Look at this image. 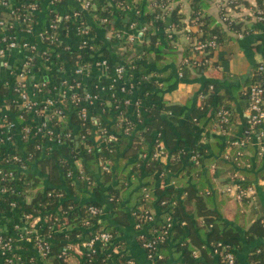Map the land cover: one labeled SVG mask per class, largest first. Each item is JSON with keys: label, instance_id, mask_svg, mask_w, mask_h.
Wrapping results in <instances>:
<instances>
[{"label": "trees", "instance_id": "16d2710c", "mask_svg": "<svg viewBox=\"0 0 264 264\" xmlns=\"http://www.w3.org/2000/svg\"><path fill=\"white\" fill-rule=\"evenodd\" d=\"M133 1L112 0L111 5H108L106 1L97 0L96 10L88 14L95 21L107 19L108 23L102 27L111 34H114L119 28L127 27L130 23L145 25L147 30L144 37L148 36L150 44H154L159 34L155 35L153 30L162 26V23L155 20L154 17L158 10L151 7H149L151 9L146 8L145 5L140 7L138 3H135V7L142 13V17H136L132 13H126L123 9ZM193 2L195 4H193L194 12L191 21L200 26L201 37L199 39L215 37L218 45L227 44L230 38L222 27L223 24L204 15L205 4L200 0H193ZM256 6L264 9V0H257ZM173 16L175 17L174 14ZM173 18L171 16L167 21L171 25L170 27H175L176 23ZM224 26L230 32L238 33L240 30L239 24L231 21ZM112 40L116 45H113L110 50L107 47L102 48L100 44L91 43L92 50L85 49L73 54L69 53L66 56L72 65H76V63H91L97 56L108 60L112 54L115 61L108 60L109 72L116 66H121L123 68L132 67L130 70H134L139 75L147 74L145 65L143 62L137 61L130 45L118 44L113 38ZM261 52L264 58V44L261 47ZM219 58L224 66L223 56L220 55ZM174 61L173 54L156 53L150 61V65L158 70L163 66L162 62L171 63ZM202 69L183 67L182 77L183 79L188 78V70L197 74ZM150 73L152 74L154 71ZM50 78L52 82L59 81L56 75L51 74ZM263 79L264 75L258 74L255 65L250 76L242 85L226 88L225 80L216 83L205 82L200 91L205 96L202 101V109L194 106L189 110L178 105H169L162 99V92L172 83V79L164 82L153 79L150 81L153 88L150 89V93L147 92L148 97L144 96L147 97L149 103L146 110L148 121L141 130L136 131V128L140 123H143L144 117L137 116L134 120H130L127 115L128 109L124 108L121 110L123 115L121 116L133 125L134 131L129 134L123 133V124L122 126L117 124L118 116L121 114L120 98H115V102L106 107L107 102L114 101L109 94L97 102V110H93L90 115V117L97 118L99 123L97 128L90 121L82 123L78 120V112L75 107L73 109L66 107L65 122H53L52 124L61 134L68 132L71 134L69 139L62 140V145L58 146L59 148L50 147L51 150L47 149L43 152V138L34 139L32 142L23 141L21 147L12 150V154H4V149L0 148V172L13 175L12 178L5 177L4 180H0V215L14 208L15 213L19 216H42L46 220L42 232L49 235L54 241L49 255L46 257L32 255L31 259L26 257L27 259L24 260L27 264H67L63 258H58L59 246L64 240V233L53 234L51 233L52 228L65 230L68 240L74 241L75 244L86 240L91 232L100 229L115 237L118 235L119 227L128 226L131 218L133 225L135 223L144 224L137 217H127V213L122 208L124 196L129 193L132 198V203L127 205L130 213L137 212L139 208L151 209L154 201L160 210L158 219L148 228V230L165 229L167 232L165 240L158 247L162 259L155 263L166 264L168 248L174 258V262L171 264H205L201 259L211 263L212 248L217 243H222L227 245L235 255L240 252L244 244H255L250 252L249 261L251 264H264V243L262 242L264 239L262 224L264 212L262 208L256 202L252 205H247L245 202L238 203L242 210V212H238V216L242 221H246L248 226L245 230L244 225L238 228L230 225L222 218L224 201H230V199L218 192L210 178V173L214 171L224 172V174L237 171L239 175L248 180V184L242 185L243 187L253 184L256 177L264 180V171L255 174L251 172L252 164L249 159L244 155L238 156L237 154L241 151L228 144L232 127L236 121L234 104L246 108L248 89L252 84ZM104 81L102 80V82ZM0 95L4 96L6 92L0 90ZM209 108H212L214 112L213 125L217 122L216 112L219 109L229 111V123L225 126L229 133L224 134L226 144L223 145L219 139L215 138L211 148L201 143L198 135V128L202 125V119ZM110 114L114 119L112 124L110 123ZM102 129L117 137V142L110 144L109 150L102 145H97V148H94L92 135L93 133L98 134ZM132 133H135L134 137L130 146L127 147L128 138ZM80 135L87 137L84 143L78 142ZM157 143L163 145L165 154L173 156V160L163 164L153 158ZM85 146L90 151H87ZM226 152H229V160L223 158ZM45 153L49 155H44ZM194 153L198 155V164H194L189 159L190 155ZM12 156L19 157L20 162H12V165H8L7 161ZM23 156L29 160L30 164L37 165L38 174H24L17 171L18 166L29 167L24 163ZM256 158L258 159V156ZM103 159L110 162L109 172L102 170L101 160ZM74 160L83 163L84 180L80 179L79 173L72 169L71 162ZM212 166L215 169H212ZM95 174L98 175L97 182L94 179ZM156 174L160 175L161 184L165 182L166 176L170 175L169 181L173 185L169 188H154ZM44 178L50 187L44 186ZM208 182H210L211 189L207 187ZM61 183L65 184L71 194H75L76 190L87 189L93 196L82 205H76L70 200L60 204V197L57 195H63L58 188ZM136 187L137 190L132 192ZM3 189L6 191L1 192ZM27 197H30V202L22 203ZM110 197L114 201L113 207H111V219L92 217L88 213L87 210L90 206L102 209V205L107 203L106 199ZM11 203L14 204L13 208L10 206ZM55 218L57 221H54ZM24 220L28 225L29 219L25 218ZM85 223L88 224L85 225ZM144 226L142 228L147 229L148 226ZM48 227L51 229L49 230ZM77 235H80L79 240L75 239ZM146 238L150 239L151 236H146ZM194 252H196V258L193 256ZM25 255L28 254L25 253ZM179 259L180 262H176ZM0 264H5L4 260H0ZM91 264L104 263H102V258H97L96 263ZM218 264L220 263L218 262ZM236 264L238 263L236 262Z\"/></svg>", "mask_w": 264, "mask_h": 264}, {"label": "built area", "instance_id": "2783aa9c", "mask_svg": "<svg viewBox=\"0 0 264 264\" xmlns=\"http://www.w3.org/2000/svg\"><path fill=\"white\" fill-rule=\"evenodd\" d=\"M96 1L97 0H75L78 9L63 16L64 20L73 22V32L76 34L77 39H79L76 50H72L68 44L60 40L58 35L60 21L58 15L53 10L58 0H48L50 6V13L47 16L48 21L38 32L35 31V15L40 10L39 3L41 0H0V60L2 62L5 61L11 53L15 51L22 52L18 67L11 75L10 83L5 85L9 91V95L7 97L8 102L0 115V135H2V138H0V148H4L2 144L5 137L7 140H10L12 132L17 130L21 135L22 141L32 142L34 139L43 138L44 144L42 147L46 145L50 150V147L62 145V140L69 139L71 134L69 132L61 134L52 124L53 122H65L64 115L67 112V106L71 109L75 107L78 112V120L82 123L90 121L97 128L99 125L97 118L90 117V115L93 110H97V102L101 101L102 98L109 94L114 101L108 103L113 104L115 98H120L119 107L121 114L118 116L117 124L119 126L123 124V133L129 134V132L134 131L133 125L122 117L123 115L121 112L122 109L132 106V114L134 113L135 116H128L130 120H134L135 117L139 116V112L135 110L139 105V100L131 97V86L127 79L136 75L137 80L143 81L147 80L150 76L139 75L134 70H130L132 67L123 68L121 66H116L109 72L108 60L102 58L97 62V58H93L91 63H76V65H72L71 79L59 77L58 82H41L40 80H35L36 77H39V71L41 70L37 64L38 58H40L43 63H46L45 66L50 75H54L53 71L60 69V63L57 62L59 61L58 59L61 53L67 55L85 49L92 50L90 40L91 33L81 13L95 11ZM108 1L112 3V0ZM172 6L173 0H150L149 2V7L158 10L154 17L155 20L160 22H163L166 13L170 12ZM123 9L126 13H132L136 17H142L141 11L131 6V4L126 5ZM251 17L257 23H264V9H260L257 6L254 7L251 10ZM98 21L101 25L108 23L107 19H98ZM220 21L225 24L230 22L226 13V8H223L220 13ZM195 25L197 28V36L194 39L193 37L189 38L190 55L182 59L177 71L178 77H182L183 67L190 69L212 67V54L220 47L215 37L212 39L200 40V26L198 24ZM146 30L147 26L145 25L130 23L127 27L119 28L114 34H111V37L118 44L132 45L137 35H143ZM238 34L240 33H237V35ZM36 41L43 42L46 46V50L41 52L38 51ZM114 45H116V43H114ZM93 69H101L107 80L104 82H102V80L93 82L90 87L87 88L84 85V79ZM216 69L221 68L217 66ZM256 71L258 74L264 75V58L256 65ZM263 91L264 79L252 84L248 89L246 100V111L248 113L247 126L240 138L236 140L233 139L229 142L230 146L236 147L241 151V153L237 154L238 156L242 155L243 150L249 142H254L256 136L257 156L259 158H264ZM119 95H122V97ZM197 99V106L202 109V101L205 99V96L199 93ZM9 114L13 119L8 118ZM216 117L217 122L215 124V130L219 135L224 136V134H228L229 132L226 131L225 126L229 123V111L219 109L216 112ZM86 139L87 137L84 135L78 136L79 143H84ZM91 139L94 148H97V145H102L105 146L107 150H109L110 144L117 142V137L114 134L107 133L105 129H102L98 134L93 133ZM85 148L87 151H90L88 147L85 146ZM163 148L161 143H157L153 158L157 161L164 159L166 162L173 160V156L166 155ZM3 153L12 154L13 151L11 148H4ZM223 156L225 160H229L230 158L229 152L224 153ZM22 159L24 163L28 165L29 160L24 156ZM189 159L194 164H198L197 153L190 155ZM12 162L19 163V157L12 156L11 159L7 161V163H9L8 165H12ZM101 166L104 172L110 171V162L107 159L101 160ZM244 167L247 168L250 166ZM211 168L215 169L214 166ZM25 170H27L25 165L17 167L18 172H23ZM74 171L79 173L80 179H85L83 168H78ZM261 171H264V166L261 167ZM5 177L12 178L13 175L12 173L3 174L0 172V180H4ZM86 181L88 182L89 179L87 178ZM245 184H248V180L239 175L237 171H232L227 182L221 185L219 192L224 197H230L237 203L245 202L247 205H252L257 201L259 191H262L264 194V180L258 179L256 182H253V184L243 187L242 185ZM5 191L6 190L3 189L1 192ZM57 196L60 197L61 195ZM107 201L110 204L114 202L111 197L107 199ZM10 206L13 208L14 204L11 203ZM87 211L92 217L100 218L103 214V208L101 209L93 206H90ZM138 213L139 215H137ZM131 216L137 217V219L144 223H135L134 229L139 233L138 240L141 248L145 252L147 260L151 262L161 260L162 255L158 252V247L166 238V230H148L150 225L154 222V214L149 208H139L137 212H132ZM24 217L26 219L32 218L30 216ZM54 221H57V218H55ZM86 224L88 223H85V225ZM262 224L264 227V220H262ZM144 225L148 226L146 232H142V226ZM48 229L50 230L51 227H48ZM79 236L80 235H77L75 239L79 240ZM146 236H151V238L148 239ZM21 237H24V239L32 243L37 257H46L49 255V250L54 243L49 235H45L42 231L37 230L32 231L26 229L23 234H21ZM73 242L74 241L68 240V235H65L62 245L59 246V259L63 258L67 261L70 259L73 250L76 249L77 254L81 255L80 259L82 262H86L87 264L96 263L97 256L99 255L102 257V263H104L106 261V256L101 254V252L110 250L107 256L111 257V249L117 248L115 237L101 229L91 232V235L86 240H82L75 244ZM212 249V254L219 259L220 264H236V255L227 245L217 243ZM193 256L195 258L197 257L196 252L193 253ZM26 257H30L31 259L32 255L23 257L17 251L15 239L9 234L0 232V258L2 261L4 260L5 264H27L24 260L27 259ZM105 264H133V262L124 259L123 256H119V260L117 259L116 262H107Z\"/></svg>", "mask_w": 264, "mask_h": 264}, {"label": "crops", "instance_id": "0c3cea01", "mask_svg": "<svg viewBox=\"0 0 264 264\" xmlns=\"http://www.w3.org/2000/svg\"><path fill=\"white\" fill-rule=\"evenodd\" d=\"M100 1H106L108 5H111L108 0ZM149 2L150 0H134L130 4L134 8H136L135 3H138L140 7L145 5L146 8H149ZM200 2L205 4L203 9L204 15L213 18L217 22H221L220 13L223 8H226V13L229 17V20L231 22H234L235 24H239L240 30L238 33L240 34H238V36L237 33L228 31L227 28L224 26L225 23L221 22L223 24L222 27L225 29L226 34L230 39L227 44L220 46L217 51L213 54V66L205 67L202 69V71H200V73L197 74H195V72L192 70H188V78L186 79H183V77H178L177 71L182 59L190 55L189 38L193 37L194 39L197 36V28L195 27L196 25L191 21V16L194 12L193 4H195L193 0H173L172 9L170 10V12L166 13L163 22H161L162 26L153 30V33L155 35L159 34V36L156 38L155 43L150 44L148 36L144 37V34H139L137 35L135 42L130 45L133 48L132 53L136 56L137 61H141L145 65V70L147 72V74L145 75L150 76L147 80L143 81L137 80L136 75L132 76L130 79H127L128 83L131 86V97L133 99L139 100V105L135 108V110L139 112V116L144 117L143 123H140L137 126L136 131L143 129L144 124H146L148 121L146 118V110L149 104L147 101V92L149 91L150 93V89L153 88L151 86V80L156 79L158 80V82H164L168 81L169 79H172V83L167 86L166 89L162 92V99L166 101L169 105H178L185 110H189L192 109L194 106H197V95L200 93L205 82L216 83L225 80L227 82L226 88H230L234 85H242L243 83H245V80L250 76L253 66L257 65L263 59L261 47L264 44V23H257L251 17V10L256 7L257 0H200ZM39 8V12L35 15L36 32H38L42 27H44L48 21L47 16L50 13V6L48 0H41V2L39 3ZM77 9L78 5L75 3V0H58L56 7L53 8V10L58 15V19L60 21L58 29L59 38L62 42L68 44L72 50H76V46L78 45L79 39H77L76 34L73 32V22L64 20L63 16ZM81 14L85 19L86 25L90 30L91 43L94 45L100 44L102 48L107 47L109 50L112 49L114 43L111 37V33L105 30L99 23V21L93 20L88 13L82 12ZM173 14L175 15V17L173 16ZM171 16L172 18L174 17L173 21L174 23H176L175 27H170L171 25L167 23ZM36 47L40 52L46 50L45 44L40 41H36ZM21 53L22 52L15 51L11 53V55L5 61L2 62L0 60V90H4L6 92V95H0V115L4 109V106L8 102L7 97L9 95V91L5 87V85H8V83H10L11 75L13 74V72L16 71L18 67ZM156 53L173 54L175 56V61L171 63L162 62L163 66L156 70L153 65H150V61L153 59L154 54ZM220 55L223 56V61L225 62L224 66L220 61ZM94 58H97L98 62L103 57L97 56ZM37 60V64L39 65L41 70L39 71V77H36L35 80H40L41 82H51L50 73L47 67L45 66L46 63H43L40 58H38ZM58 60L59 61L57 62L56 58V62L60 63V69L53 71L54 75H56L58 78L63 77L66 79H71L72 64L67 59V56L64 53H61ZM108 60L114 62V55L111 54V57L108 58ZM217 66H219L221 69H216ZM224 69L226 70V72H224ZM153 71L154 73L151 74L150 72ZM101 80H107L106 76L103 75V71H101V69H93L90 74L84 79V85L89 88L91 83L96 81L98 82ZM119 96L122 97V95ZM110 104L111 103L107 102L106 107L110 106ZM234 106L236 112V121L234 126L232 127V133L229 137L228 144L233 139L236 140L240 138L243 135V132L247 126L246 122L248 119V113L246 111V108H241L236 104H234ZM126 109H128V116H135L134 113L132 114V106H129ZM8 118L13 119L10 114ZM113 122V116L112 114H110V123L112 124ZM213 122L214 112L212 108H209L202 119V125L198 128V135L200 136L199 141L205 144L208 148H211L215 138L219 139L223 145L226 144L224 136L219 135V133L215 130V124L213 125ZM134 134L132 133V135L128 138L127 147L130 146ZM0 138H2V135H0ZM22 142L23 141L21 140V135L17 130L15 132H12L10 140H7L5 137L2 146L5 149L11 148V150H16L17 148L22 146ZM59 147L55 146L54 148L56 149ZM47 149H49V147H47L46 145L42 147L43 152ZM48 153H45L44 155H49ZM242 155L247 157V159H249V161L251 162V172L255 174L256 172L261 171V167L264 166V158H256V136L254 138V142H249L246 145L245 149L242 152ZM119 156H121L120 153ZM143 158H145V156H143ZM160 162L163 164L166 163L164 159H161ZM28 165L29 167L27 168V170L21 173L38 174L39 171L37 170V165L30 163H28ZM71 165L73 170L83 168V163L81 161H72ZM210 174L211 181L212 183H214L215 188L219 192L221 185L224 184L223 182H227V179H229L230 174H224V172L216 171ZM94 176V179H96L95 181L97 182L98 175L95 174ZM155 179L156 180L153 186L154 188H169L171 185H173L170 184L169 181L170 175L166 176V180L163 184H161L160 175L157 176L156 174ZM43 180L44 186L50 187L49 183L45 180V178ZM257 180L258 177L254 179V182H256ZM207 187L211 189L210 182H208ZM58 188L63 194L62 196H60V204L66 202L67 200H70L76 205H82L87 203L89 199H91V197L93 196L92 194H89L87 189L76 190L75 194H71L69 193L64 183H61ZM135 190H137V187L133 188L132 192H134ZM29 202L30 197H27L24 201H22V203L26 204ZM155 202L156 201L152 203L151 208V211L154 214V222L158 219V215L160 213V210L158 209V206L155 204ZM122 203V208L127 213V217L131 218V213L128 210L129 208L127 206L132 203L131 193L124 196ZM256 203H258V205L262 208L264 212V194L262 193V191L258 192ZM239 205L240 204H238L233 199H231L230 201H224V205L222 207V218L228 221L227 223L236 228L241 227V225H244V228L246 230L248 223H246V221H242L241 218L238 216V212H242V210H240L239 208ZM102 206L103 214L100 218L107 220L111 219V207H113V205L108 203L107 201V203ZM15 211L16 210H14L13 208L7 213L0 215V232L4 234H10L11 237L15 239L17 251L23 257L29 255H36L32 243L24 239V237H21V234H23L26 229H30L32 231H42L43 227H45L46 225V220L43 219L42 216H35L29 219V223L27 225L24 220L25 218L21 215H17ZM131 219H129L128 226L119 227L118 235L115 236V244L117 245V248L113 250L111 249L112 256H107L110 253V250L101 252V254L106 256V261L104 262V264L107 262H116L117 259L119 260V256H123L124 259L131 260L133 264H157L155 262L147 260L145 252L141 248L138 240L139 233L134 229L133 221ZM146 231L147 229L142 228V232ZM51 233L57 235L64 233V238L66 235L65 230H63L62 228H60V230H58V228H52ZM262 242L264 243V239L262 240ZM253 247H255V244H244L240 252L236 254V262L238 264H251V262L249 261V255ZM76 251V249L73 250L70 259L66 261L67 264H85L80 259L81 255H78ZM25 253H27L28 255H25ZM211 255V263L206 262L204 259H201V261L205 264H218L219 261L217 257L212 253ZM97 258L102 257L98 255ZM166 261V264H171L174 262V258L171 254L170 248L167 249ZM176 262H180V259Z\"/></svg>", "mask_w": 264, "mask_h": 264}, {"label": "rangeland", "instance_id": "374dc122", "mask_svg": "<svg viewBox=\"0 0 264 264\" xmlns=\"http://www.w3.org/2000/svg\"><path fill=\"white\" fill-rule=\"evenodd\" d=\"M137 73V72H136ZM138 74V73H137ZM230 200L232 199V198H230V197H228Z\"/></svg>", "mask_w": 264, "mask_h": 264}]
</instances>
